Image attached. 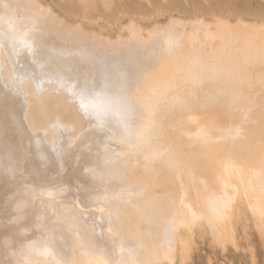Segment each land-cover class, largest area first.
<instances>
[{"label": "bare ground", "instance_id": "1", "mask_svg": "<svg viewBox=\"0 0 264 264\" xmlns=\"http://www.w3.org/2000/svg\"><path fill=\"white\" fill-rule=\"evenodd\" d=\"M0 18V264H183L206 227L233 241L244 209L264 232V22L114 39L38 0H0ZM56 70L126 96L131 138Z\"/></svg>", "mask_w": 264, "mask_h": 264}, {"label": "rangeland", "instance_id": "2", "mask_svg": "<svg viewBox=\"0 0 264 264\" xmlns=\"http://www.w3.org/2000/svg\"><path fill=\"white\" fill-rule=\"evenodd\" d=\"M38 1L70 23L81 24L87 30L114 39L119 34H128L126 27L130 23L145 35L147 30L164 24L171 17L212 20L219 16L231 22L239 18L264 22V0ZM254 224L250 211L244 209L234 221L235 243L214 240L207 227L203 234L195 233L190 256L183 264H264V232ZM178 264H182L180 260Z\"/></svg>", "mask_w": 264, "mask_h": 264}, {"label": "snow or ice", "instance_id": "3", "mask_svg": "<svg viewBox=\"0 0 264 264\" xmlns=\"http://www.w3.org/2000/svg\"><path fill=\"white\" fill-rule=\"evenodd\" d=\"M0 22H3V18H0ZM8 27L9 30L12 29V24L10 22L8 23ZM4 35L5 33L0 31V37ZM18 42L24 48H32L31 41L29 40L18 38ZM44 75L49 82L54 81L58 86L68 89L79 104L80 109L86 115L94 116L97 119V122L101 125L104 123V117H107L110 114L114 115L118 119V122L125 128L126 136L129 139L131 138V129L127 124V119L131 114V106L128 104L126 96L110 92L107 83L99 87L95 84L91 87L87 84L83 87H78L75 83L67 81L64 78L63 73L59 70H56L53 75H49L48 73H45ZM40 86V84H37V87ZM29 249L38 250L34 249V245H29ZM43 251L47 254L49 250L45 247Z\"/></svg>", "mask_w": 264, "mask_h": 264}]
</instances>
